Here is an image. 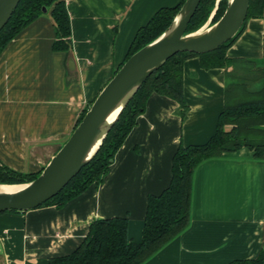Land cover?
<instances>
[{
    "label": "crops",
    "instance_id": "crops-1",
    "mask_svg": "<svg viewBox=\"0 0 264 264\" xmlns=\"http://www.w3.org/2000/svg\"><path fill=\"white\" fill-rule=\"evenodd\" d=\"M183 0H69L71 48L55 51L50 11L23 30L0 56V160L39 172L73 133L77 120L126 62L138 31ZM233 65L183 64L181 116L173 98L153 92L100 185L63 207L0 212V264H50L72 253L95 219L127 217L139 242L148 197L172 178L179 145L201 144L217 130L227 104L252 100L264 87L263 18H251L227 50ZM264 253V160L243 147L201 163L194 173L190 226L144 264H226Z\"/></svg>",
    "mask_w": 264,
    "mask_h": 264
},
{
    "label": "trees",
    "instance_id": "trees-1",
    "mask_svg": "<svg viewBox=\"0 0 264 264\" xmlns=\"http://www.w3.org/2000/svg\"><path fill=\"white\" fill-rule=\"evenodd\" d=\"M185 2L186 0H183L176 8L159 10L151 21L138 31L126 61L163 34ZM227 6L228 0H202L187 33L200 30L213 13L212 23L218 22ZM44 8L50 11L56 24L57 38L53 49L67 51L71 48V18L66 0H22L9 23L0 32V56L23 30L44 14ZM263 10L264 0H251L247 21L251 18H263ZM247 21L234 39L217 50L202 55L180 53L148 78L111 128L92 160L57 196L44 205L63 207L85 192L89 186H98L103 182L116 153L137 124L139 116L145 111L147 100L153 92L175 99L180 104L181 116L184 119L189 108L183 90L184 62L189 58L199 57L201 66L207 70L232 66L233 61L227 58L226 52L244 32ZM260 64L264 71V58ZM91 104L84 108L75 128ZM243 147L251 149L256 159L264 160V87L254 94L252 100L235 105L227 104L219 116L215 134L208 141L179 145L173 155L169 186L160 194H151L148 197L145 225L139 242L129 237L127 217L99 218L91 223L87 237L72 253L54 257L50 264H144L190 226L193 178L197 167L208 159L222 157ZM42 170L20 172L0 160V183L19 185L30 182L37 178ZM226 264H264V253L256 258L235 259Z\"/></svg>",
    "mask_w": 264,
    "mask_h": 264
},
{
    "label": "water",
    "instance_id": "water-1",
    "mask_svg": "<svg viewBox=\"0 0 264 264\" xmlns=\"http://www.w3.org/2000/svg\"><path fill=\"white\" fill-rule=\"evenodd\" d=\"M21 1L0 0V32ZM201 2L186 0L170 27L122 65L37 178L20 183L21 187L14 191L0 190V212L35 209L57 196L96 155L111 128L147 79L180 53L207 54L234 39L247 21L251 0H228L227 9L218 22L213 24L211 19L209 26L188 34L189 24ZM47 11L43 9L44 13ZM119 105L115 118L107 121L109 114Z\"/></svg>",
    "mask_w": 264,
    "mask_h": 264
},
{
    "label": "bare ground",
    "instance_id": "bare-ground-1",
    "mask_svg": "<svg viewBox=\"0 0 264 264\" xmlns=\"http://www.w3.org/2000/svg\"><path fill=\"white\" fill-rule=\"evenodd\" d=\"M120 106L121 105L117 106V108H115L114 110H112V112L109 114V116L107 118V121H112L115 118V116L117 115V113L119 111ZM20 187H21V184H19V185L0 184V190H4V191H14L16 189H19Z\"/></svg>",
    "mask_w": 264,
    "mask_h": 264
},
{
    "label": "rangeland",
    "instance_id": "rangeland-1",
    "mask_svg": "<svg viewBox=\"0 0 264 264\" xmlns=\"http://www.w3.org/2000/svg\"><path fill=\"white\" fill-rule=\"evenodd\" d=\"M214 14V13H213ZM213 14L211 15V17H210V19L207 21V23L205 24L206 26H209V24H210V22H211V19H212V17H213ZM204 25V26H205Z\"/></svg>",
    "mask_w": 264,
    "mask_h": 264
},
{
    "label": "built area",
    "instance_id": "built-area-1",
    "mask_svg": "<svg viewBox=\"0 0 264 264\" xmlns=\"http://www.w3.org/2000/svg\"><path fill=\"white\" fill-rule=\"evenodd\" d=\"M66 1H69V0H66Z\"/></svg>",
    "mask_w": 264,
    "mask_h": 264
}]
</instances>
